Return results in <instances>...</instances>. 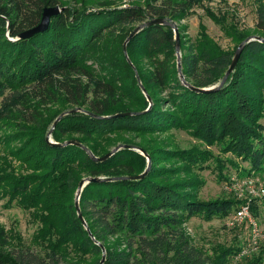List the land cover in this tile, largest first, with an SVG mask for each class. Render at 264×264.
Here are the masks:
<instances>
[{"label": "trees", "instance_id": "1", "mask_svg": "<svg viewBox=\"0 0 264 264\" xmlns=\"http://www.w3.org/2000/svg\"><path fill=\"white\" fill-rule=\"evenodd\" d=\"M201 1H108L76 8L62 0H0V128L15 130L3 141L0 197L32 211L40 224L34 237L38 251L21 241L13 246L0 225V264H100L101 246L106 251L104 264H230L235 249L206 257L184 227L192 218L209 222L236 210L233 199L198 197L203 182L195 174L213 168L223 177L227 164L195 147L167 157L182 161L181 167L158 168V159L167 151L155 150L144 140L185 130L221 154L241 159L248 172L263 171L264 41L248 43L227 82L205 93L181 80L172 27L152 25L136 34L127 45L132 64L124 52L136 27L167 19L180 32L187 83L196 88L218 86L239 45L253 35L264 39V0H255V34L236 28L226 14L206 10L237 43L234 51L224 50L203 23L194 41L186 37L179 23ZM52 7L61 11L45 32L19 39L40 23L45 8ZM52 105L69 110L52 132L54 142L75 140L98 159L122 142L148 153L152 170L143 179H127L145 173L146 158L137 149H121L99 161L81 146L52 145L45 130L51 119L47 113L41 115ZM124 134L140 136L142 143L120 140ZM17 140H23L19 148H10ZM14 160L28 173L16 174ZM182 174L188 178H177ZM98 177L104 180L89 182L80 197L89 233L75 199L83 180ZM71 252L77 256L71 258ZM87 256L96 259L82 258ZM256 262L260 259L251 264Z\"/></svg>", "mask_w": 264, "mask_h": 264}, {"label": "rangeland", "instance_id": "2", "mask_svg": "<svg viewBox=\"0 0 264 264\" xmlns=\"http://www.w3.org/2000/svg\"><path fill=\"white\" fill-rule=\"evenodd\" d=\"M108 1L118 5H145L147 2V0H62L63 3L76 8H80L82 4L95 5L99 2ZM256 8L255 0H203L195 8L192 15L185 21L180 22L179 26L181 28L184 27L186 37L194 41L199 33V25L203 23L208 29V34L224 50L234 51L237 43L221 31L220 27L207 16L206 10L210 9L217 15L220 13L226 14L236 28L248 34H255L257 23ZM65 110L67 108L61 107V105H52L46 107L41 112V115L43 113L46 115L47 113L48 119L52 120L55 115L61 113L58 115L59 117L66 113ZM57 118L54 119V122ZM51 120L45 126L47 139L54 125ZM11 133H15V130L0 128V158L6 154L3 141H5L6 135ZM49 139L54 142L52 134ZM119 139H126L132 143H142L140 136L132 134H124ZM22 141H14L9 147H13V149L19 148ZM144 143L147 146L148 144L153 146L155 150L162 148L167 151L161 158L158 159V156L155 158L156 160L158 159L156 163L158 168L171 169L181 167L183 165L182 161L175 158L167 160V157L170 153L186 151L195 147L209 150L215 157H220L224 160L223 162L227 164V168L224 170L223 177L219 176L218 171L213 168L197 172L198 175L195 174L203 182V186L198 192V197L204 201L221 198L233 199L238 203L236 210L223 219L217 218L209 222L199 217L192 218L185 224V231L192 238L194 245L206 257L214 258L222 250L235 249L236 253L233 255L230 264H251L257 259H260L259 264H264V170L248 172L249 166L247 163L237 159L233 154H221L216 147L207 146L185 130H170L150 135L145 137ZM121 144L124 143L120 142L116 146L118 147ZM115 148H112V150ZM137 151L146 158V169L144 172H150L153 167L152 158L148 153V157H146L138 148ZM231 161L236 165H231ZM13 163L17 169L15 171L16 174L28 173L25 169H19L20 163L18 161L14 160ZM187 175L182 174L177 176V178L186 179L188 178ZM248 180L254 181V184H248ZM243 207H247V218H235L237 212ZM0 225L9 233V239H11L13 246H16L18 241H21L22 244L34 248L35 251L39 250V247L34 246L36 245L34 237H36L40 224L33 218L32 211L26 210L15 203L9 204L8 198L0 197ZM71 253V258L77 256L75 253ZM82 258L92 259L93 256L92 258L90 256ZM95 259L94 257L93 260Z\"/></svg>", "mask_w": 264, "mask_h": 264}, {"label": "water", "instance_id": "3", "mask_svg": "<svg viewBox=\"0 0 264 264\" xmlns=\"http://www.w3.org/2000/svg\"><path fill=\"white\" fill-rule=\"evenodd\" d=\"M61 11V9L59 7H52V8H45L44 11H43V15H42V19L40 21V23L35 26L34 28H31L27 31H24L22 32L20 35H19V39H23V38H30L32 36H34L35 34H39V33H42V32H45L48 28H49V25H50V20L53 16L59 14ZM152 25H165V26H169V27H172L174 33H175V40H176V52H177V57H178V70H179V75H180V78L181 80L183 81V83L187 86H189L191 89H193L194 91L196 92H201V93H205V92H214L216 90H219L228 80V78L230 77V75L234 72L238 62H239V59L244 51V48L245 46L252 42V41H264L263 38L261 37H258V36H250L248 37L245 41H243L239 47L237 48L235 54H234V57H233V60H232V63L227 71V73L225 74L223 80L221 81V83L218 85V86H215V87H211V88H196V87H193L191 86L190 84L187 83V81L185 80V77L182 73V63H181V44H180V32H179V29H178V26L176 23H172L170 21H168L167 19H164V18H156V19H152L150 21H147L145 23H143L142 25H139L138 27H136L134 29V31L130 34V36L128 37V39L126 40V42L124 43V52H125V55L127 57V60L130 64H132L131 60L129 59L128 57V53H127V45H128V42L136 35L138 34L141 30H143L144 28L146 27H149V26H152ZM148 100L151 102V99L148 97ZM75 111H78V110H75ZM68 114L67 113H63L62 115H60L56 121L54 122V125L49 133V137H48V141L49 143H51L52 145H55V146H58V147H63V146H66V145H69V144H75L77 146H81L82 148H84L86 151H88L90 153V155L92 157H94L92 155V153L84 146H82L79 142L75 141V140H72V141H68V142H65L63 144L61 143H57V142H53V141H50V136L53 132V130L55 129V126L56 124L58 123V121L63 118L64 116H66ZM125 148H133V149H137V148H134V147H131V146H127V145H120L118 147H116L115 149H113L109 154H107L106 156L98 159V158H95V160H99V161H105L107 159H109L113 154H115L116 152H118L119 150L121 149H125ZM139 151H141L146 157H148L147 153H145L144 151L138 149ZM148 174V171H146L144 174H141L139 176H134V177H128L127 179H143L146 175ZM104 180L103 178H87L85 180H83L81 183H80V187L77 191V194H76V209H77V214L79 216V218L81 219L84 227L86 228V230L90 233V229L88 228V225L83 217V214L81 212V209H80V197H81V194H82V191L84 189V187L89 183V182H99V181H102ZM98 245H100L99 242H97ZM102 247V250H103V258L101 260V263L100 264H104L105 260H106V251H105V248L104 246H101Z\"/></svg>", "mask_w": 264, "mask_h": 264}, {"label": "built area", "instance_id": "4", "mask_svg": "<svg viewBox=\"0 0 264 264\" xmlns=\"http://www.w3.org/2000/svg\"><path fill=\"white\" fill-rule=\"evenodd\" d=\"M248 184H254V181L252 180H248ZM248 216V210H247V207H243L241 210H239L235 216V218H240V219H244V218H247Z\"/></svg>", "mask_w": 264, "mask_h": 264}]
</instances>
